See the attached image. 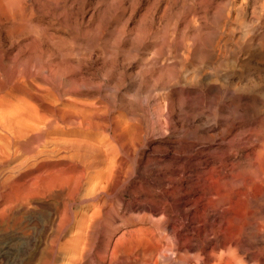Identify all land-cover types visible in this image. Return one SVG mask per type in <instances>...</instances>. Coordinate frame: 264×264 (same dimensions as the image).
<instances>
[{"label": "bare ground", "instance_id": "bare-ground-1", "mask_svg": "<svg viewBox=\"0 0 264 264\" xmlns=\"http://www.w3.org/2000/svg\"><path fill=\"white\" fill-rule=\"evenodd\" d=\"M9 7L21 41L8 88L21 98L15 109H0V179L7 176L0 233L24 229L27 218L44 239L56 235L45 250L52 256L74 205L104 209V197L133 173L126 164L164 163L169 213L161 228L141 230L144 238L173 252L169 262L264 264V0H11ZM35 12L68 32L36 23ZM103 98H110L104 110ZM117 101L124 111L115 117ZM109 141L117 162L106 174ZM103 179L107 188L98 192ZM176 209L185 218L173 220ZM26 244L35 256L38 244Z\"/></svg>", "mask_w": 264, "mask_h": 264}, {"label": "rangeland", "instance_id": "rangeland-1", "mask_svg": "<svg viewBox=\"0 0 264 264\" xmlns=\"http://www.w3.org/2000/svg\"><path fill=\"white\" fill-rule=\"evenodd\" d=\"M10 1L0 0V99H2L1 104L3 105L0 109L4 112L13 110L21 98L20 94L8 88L13 73L19 69L20 60L17 57L19 51L16 46L21 41L19 34L11 24ZM27 6L25 11L30 14L31 4L29 1H27ZM33 14L36 23L41 22L50 30L53 27L57 28L60 33L68 32L65 28L57 26L56 22L38 15V12ZM29 50L26 51L27 54L30 52ZM65 54L67 55V51ZM66 64H70V61ZM101 76H103L102 73ZM101 79L103 83L106 82L104 77ZM160 97H162L161 93L157 92L150 98V109L154 116L157 106L160 104ZM109 101L110 98L101 100L103 110ZM114 104L115 107L110 108V114L117 117L124 111V108L119 101ZM101 133L104 138L108 135L106 132ZM158 137L156 135L155 140H158ZM103 150L109 156L105 165L100 169L108 174L113 170V163L117 162L112 159V153L117 152V146L109 141ZM126 167H132L133 173L122 179L124 183L120 184V187L109 198L104 197L108 201L104 209L93 201L77 203L72 207L71 221L58 236L54 255H48L45 250H47V244L54 241L56 235L52 234L47 240L44 239L38 230L29 226L27 218H25L23 220L24 229L0 233V250L6 244H9L10 249L7 253H0V264H155L156 261L158 264H181L180 260L183 261L178 258L177 263L169 262L171 259H175L176 255L171 251L158 250L155 244H152L151 240L147 241L144 238V233L141 232L146 228L150 231L161 228L162 221L169 213L162 191L168 176L165 164L140 163L133 165L128 163ZM173 175L176 177L177 172H173ZM87 176L94 178L96 173L91 172ZM6 177L2 176L1 182L5 181ZM107 182L106 179L101 181L97 188L98 192L107 188ZM88 188L91 186H84L80 196H83ZM123 195L124 197H122ZM119 200L123 201L119 205L118 214H115L111 207L115 206L117 202L119 203ZM41 212L44 214L41 220L44 221L47 214L46 207H42ZM171 216L176 221L185 218V215L178 212L177 209L172 212ZM37 217L39 218V215ZM189 217L192 218V214ZM133 230L140 231V234L130 240L127 237L124 238L129 231ZM28 239L35 240L39 246L35 256H33V246L26 244ZM166 243L162 242V247L166 246Z\"/></svg>", "mask_w": 264, "mask_h": 264}]
</instances>
